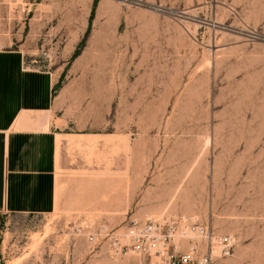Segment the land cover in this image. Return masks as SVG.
Here are the masks:
<instances>
[{"label": "rangeland", "instance_id": "1", "mask_svg": "<svg viewBox=\"0 0 264 264\" xmlns=\"http://www.w3.org/2000/svg\"><path fill=\"white\" fill-rule=\"evenodd\" d=\"M93 5L0 0V46L58 71L59 115L98 134L60 143L52 212L0 213V264H152L109 237L181 216L234 238L212 264H264V0Z\"/></svg>", "mask_w": 264, "mask_h": 264}, {"label": "crops", "instance_id": "2", "mask_svg": "<svg viewBox=\"0 0 264 264\" xmlns=\"http://www.w3.org/2000/svg\"><path fill=\"white\" fill-rule=\"evenodd\" d=\"M60 77L28 66L21 49L0 46V213L52 212L60 143L98 135L59 115Z\"/></svg>", "mask_w": 264, "mask_h": 264}, {"label": "built area", "instance_id": "3", "mask_svg": "<svg viewBox=\"0 0 264 264\" xmlns=\"http://www.w3.org/2000/svg\"><path fill=\"white\" fill-rule=\"evenodd\" d=\"M106 231L104 226L100 228V232ZM175 236L185 240L187 246L181 249ZM88 240L94 242L95 237L89 235ZM107 245L109 256L134 252L153 259L152 264H212L215 257L231 254L234 238L189 216H181L177 220L147 218L134 222L130 228L112 233Z\"/></svg>", "mask_w": 264, "mask_h": 264}, {"label": "trees", "instance_id": "4", "mask_svg": "<svg viewBox=\"0 0 264 264\" xmlns=\"http://www.w3.org/2000/svg\"><path fill=\"white\" fill-rule=\"evenodd\" d=\"M95 2H96V0H94L93 8H94V6H95ZM92 12H93V10H92ZM91 16H92V14H91ZM90 19H91V18H90ZM88 30H89V27L87 28L85 35L87 34ZM83 41H84V38L80 41L79 45H81V44L83 43ZM78 54H79V47L73 52L71 58H74V57H75L76 55H78ZM58 85H59V84H58Z\"/></svg>", "mask_w": 264, "mask_h": 264}, {"label": "bare ground", "instance_id": "5", "mask_svg": "<svg viewBox=\"0 0 264 264\" xmlns=\"http://www.w3.org/2000/svg\"><path fill=\"white\" fill-rule=\"evenodd\" d=\"M111 257H113V256H111ZM114 257H117V256H114ZM216 258V257H215Z\"/></svg>", "mask_w": 264, "mask_h": 264}]
</instances>
